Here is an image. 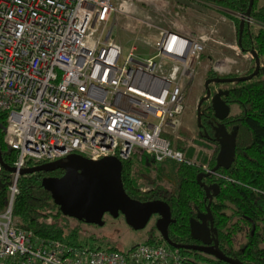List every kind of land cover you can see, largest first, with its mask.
I'll list each match as a JSON object with an SVG mask.
<instances>
[{
    "label": "built area",
    "instance_id": "1",
    "mask_svg": "<svg viewBox=\"0 0 264 264\" xmlns=\"http://www.w3.org/2000/svg\"><path fill=\"white\" fill-rule=\"evenodd\" d=\"M139 3L169 15L168 0H0V115L4 143L15 153L9 199L0 212V264H182L165 244L90 250L42 238L17 227L12 216L19 172L30 168L29 161L50 163L71 154L93 162L140 161L149 154L156 162L210 172V159H188L168 137L182 140L186 91L207 46L243 53L237 41L225 42L217 24L189 33L178 23L158 28L140 20L158 32L145 43L153 55L137 54L136 46L123 55L112 30L117 16L130 15ZM232 68L226 58L213 66L218 74L241 73ZM212 176L227 180L219 172Z\"/></svg>",
    "mask_w": 264,
    "mask_h": 264
},
{
    "label": "trees",
    "instance_id": "2",
    "mask_svg": "<svg viewBox=\"0 0 264 264\" xmlns=\"http://www.w3.org/2000/svg\"><path fill=\"white\" fill-rule=\"evenodd\" d=\"M196 1L219 9L217 13L235 25L238 39L239 23L248 8L249 0ZM250 20L258 29L253 33L251 24L245 23L239 48L243 54L255 52L260 61L259 71L250 81L228 84L231 85L225 88L228 95L223 96L222 99L230 108L234 104L238 105L239 112L234 115L230 112L223 122H217V125L224 126L228 133L237 129L235 158L229 170L218 171L227 180L212 177L203 179L202 182L208 186L216 184L218 187V191L216 188L210 190L212 201L209 209L219 249L243 264H264V6H259L258 0H253ZM203 53L198 66L205 68L206 71L201 86L202 94L200 98L195 99L197 88L194 84L186 91V102L194 107L205 96V83L209 79L247 76L255 68L252 58V66L246 72L239 75L218 74ZM221 85H209L212 94ZM187 110L186 107L182 115V126L178 130L182 140L168 137L171 147L185 152L188 159L195 157L201 164L208 163L210 159L209 167L212 169L215 166L218 150L212 156H207L199 151L195 154V149L188 146V141L194 136L200 141H211L208 137H215L216 129L210 103L204 102L201 107V125L207 131L208 137L203 136V131L197 123H195V131L184 124L185 115L188 116L189 123L191 122L192 113H188ZM206 127H210L212 131L209 132ZM4 129V116L0 115L1 156L5 164L12 166L15 153L4 143ZM145 161L148 165L137 171L133 170L130 160L122 161L121 180L125 192L131 199L138 201H149L153 198L152 195L164 196L171 211V223L167 231L169 240L178 245H196L197 242L191 235L190 221L196 218V214L198 216L205 213L209 202L205 198L203 188L196 182V176L201 170L196 166H188L172 160L156 162L149 154H145L140 160L141 163ZM28 164L32 167L41 163L29 161ZM57 172L61 171H54L49 175ZM46 175L47 173L38 172L18 179V194L14 198L12 208L15 225L23 229H31L42 238L59 240L75 247L121 252L120 248L114 246L103 247L98 243L79 240L77 230L68 227L65 222L67 217L61 214L50 195L42 189L41 180ZM10 180L11 175L1 169L0 212L4 210L9 199ZM144 185L146 190L142 191ZM144 244L165 243L155 230V233L148 235ZM177 251L182 257V264H225L204 253L183 249Z\"/></svg>",
    "mask_w": 264,
    "mask_h": 264
},
{
    "label": "water",
    "instance_id": "3",
    "mask_svg": "<svg viewBox=\"0 0 264 264\" xmlns=\"http://www.w3.org/2000/svg\"><path fill=\"white\" fill-rule=\"evenodd\" d=\"M253 0H249L248 8L241 18L238 28L237 44H241V36L244 24L250 25V13ZM255 62L254 71L247 76L231 78H213L205 83V96L200 99L196 107V122L201 129V107L209 101L213 118L223 122L230 114V106L227 105L222 97L228 95L227 90L219 89L212 94L209 84H235L244 83L252 80L258 74L260 61L255 52H250ZM235 128L232 133H228L224 126H218L215 130V142L219 149L215 159V166L209 173H199L196 176L197 184L203 188L205 198L209 200L204 215H198V224L194 219L190 221L192 225V237L201 245H178L172 243L168 238V227L171 223V211L169 205L161 200L139 202L131 199L125 192L121 180L122 162L114 157L102 158L97 162L87 158L71 154L64 160L50 163L34 165L19 172L20 176L32 175L43 172L51 173L61 171L60 177H44L41 180V187L46 191L54 205H56L63 216L82 222L87 225L102 227L104 225L103 216L109 214L116 219L119 215L123 216L126 225L132 230H142L152 216H157L155 228L160 234L163 242L175 250H189L204 253L214 257L216 260L225 264H243L237 259L225 255L218 246L216 237H211L209 230H213L210 223L207 227V220L211 222L210 203L212 196L210 190L218 187L208 186L202 182L203 179L210 178L212 173L219 170H229L235 158ZM205 137H208L204 131ZM210 139V137H208ZM0 167L3 171L12 174L15 169L2 160L0 151ZM198 225V228L196 227ZM214 231V230H213ZM214 234L216 232L214 231ZM213 242V246L210 244Z\"/></svg>",
    "mask_w": 264,
    "mask_h": 264
},
{
    "label": "rangeland",
    "instance_id": "4",
    "mask_svg": "<svg viewBox=\"0 0 264 264\" xmlns=\"http://www.w3.org/2000/svg\"><path fill=\"white\" fill-rule=\"evenodd\" d=\"M168 1L170 2L169 15L162 13L161 15L163 16H159L155 13L152 6L139 3L130 15L117 16V23L112 30V39L120 44L123 55H127L132 46H136L137 54L141 56L148 57L153 55L152 48L148 46L149 43H145H152L158 36V32L147 30L146 27L140 24V20L148 21L158 28L165 27L164 21L178 23L181 28L189 33H203L209 26L217 24L219 35L223 37L227 44L234 45L237 41L235 25L217 13L219 9L216 7L201 4L196 0ZM258 4L259 6H264V0H258ZM251 26V31L253 33L256 32L258 27L254 24H251ZM203 55L207 56L212 67L216 62L223 60V58L231 62L234 71L239 70L241 73L248 71L252 66V56L251 58H244V54L240 53L236 55L235 51L218 45L209 44ZM205 72V68H198L197 75L191 83V85L194 84L197 88L195 99L200 98L202 94L201 86ZM227 86L231 85L224 84L223 88H227ZM186 107L188 108V113H192V115L190 123L188 116H184V124L187 127L190 126L192 131H195L196 106L194 107L186 102ZM230 112L232 115L237 114L239 112L238 105H232ZM193 138L194 140H192ZM188 143V146L195 149V154L199 151L210 156L208 145L195 138V136ZM130 163L134 171L148 165L146 161L141 163L135 156L131 157ZM145 190L146 185L142 187V191ZM65 222L69 228L77 230L79 240H83L86 243H98L103 247L114 246L120 248L122 251H127L135 245L144 244L148 235L155 233L156 230V219L154 216L151 217L142 230L138 231L129 228L122 218L115 220L107 219L103 227L85 225L71 218H67Z\"/></svg>",
    "mask_w": 264,
    "mask_h": 264
},
{
    "label": "flooded vegetation",
    "instance_id": "5",
    "mask_svg": "<svg viewBox=\"0 0 264 264\" xmlns=\"http://www.w3.org/2000/svg\"><path fill=\"white\" fill-rule=\"evenodd\" d=\"M252 24V23H251ZM209 85H211V84H209ZM219 89H222V90H226L225 88H223V85H221V87H217L216 88V91L217 90H219ZM214 91H215V89H214ZM206 102H208V101H206ZM197 107V106H196ZM216 121V120H215ZM215 121H213L214 123V127H215V129H217L218 128V125H216L215 124ZM218 122V121H217ZM197 123V122H196ZM207 129H208V131L209 132H211L212 131V129L210 128V127H206ZM201 131H203V136L205 137V133H204V131L207 133V131L205 130V129H201ZM211 139V141H209V140H203V142L205 143V144H207L208 145V147H209V152H210V155L212 156L213 155V153L214 152H216V150H218L219 149V146H218V143L217 142H215V137H212V138H210ZM209 161H211V160H209ZM218 172V171H217ZM200 173H203L202 171L200 172ZM62 175V172H57V173H55V174H50L49 175V173H47V175L46 176H44V177H60ZM213 176L211 175V177L210 178H212ZM214 178V177H213ZM207 179V178H206ZM150 191H151V189H150ZM153 191V190H152ZM152 194H155V193H152ZM153 196V198H151V200H149V201H154V200H161V201H164V202H166L165 200H164V196H161V195H152ZM138 201V200H137ZM139 202H148V201H139ZM205 213H203V214H199L200 216L201 215H204ZM153 217V216H152ZM196 218L194 219L198 224H200L199 223V220L197 219V214H196V216H195ZM119 218H122V219H124L123 218V216H121V215H119L116 219H119ZM154 218L157 220V216H154ZM107 219H114V218H112L109 214H105L104 216H103V221H104V225H105V223H106V220ZM115 220V219H114ZM125 222V221H124ZM80 223H82V222H80ZM210 223L212 224V217H211V222L209 221V220H207V222H206V224H207V227L209 228V225H210ZM84 224V223H83ZM85 225H87V224H85ZM103 225V226H104ZM90 226H94V225H90ZM102 226V227H103ZM128 226V225H127ZM212 226H213V224H212ZM97 227V226H96ZM129 227V226H128ZM197 228H198V225L196 226ZM130 228V227H129ZM214 230V229H213ZM212 229L211 230H209V233H210V236L211 237H216V234H214V231H213ZM160 235V234H159ZM162 239V238H161ZM197 242V244L196 245H201V243L199 242V241H196ZM166 245V244H165ZM210 246L212 247L213 246V242L210 244ZM169 247V246H168Z\"/></svg>",
    "mask_w": 264,
    "mask_h": 264
}]
</instances>
